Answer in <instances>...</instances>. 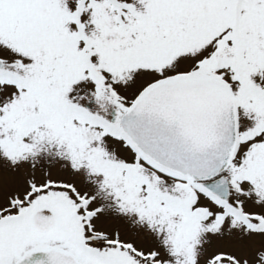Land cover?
Returning a JSON list of instances; mask_svg holds the SVG:
<instances>
[{
  "label": "snow or ice",
  "instance_id": "obj_1",
  "mask_svg": "<svg viewBox=\"0 0 264 264\" xmlns=\"http://www.w3.org/2000/svg\"><path fill=\"white\" fill-rule=\"evenodd\" d=\"M0 264H264V0H0Z\"/></svg>",
  "mask_w": 264,
  "mask_h": 264
}]
</instances>
